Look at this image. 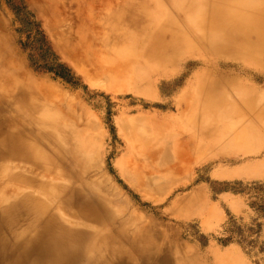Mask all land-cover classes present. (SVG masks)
<instances>
[{"label": "rangeland", "instance_id": "obj_1", "mask_svg": "<svg viewBox=\"0 0 264 264\" xmlns=\"http://www.w3.org/2000/svg\"><path fill=\"white\" fill-rule=\"evenodd\" d=\"M126 1L0 0V96L13 76L24 88L31 83L36 88L29 96L37 107L45 105L83 134L88 170L78 165L82 178L68 171L59 180L102 199L114 218L104 214L108 227H98L116 238L125 232L129 240L111 244L127 249L136 264H264V209L257 208L264 188L231 189L234 182L264 183V120L246 112L236 89L254 88L247 96L264 99V63L241 52H214L187 25L192 47L170 60L122 54L119 36L132 31L119 20ZM159 3L156 8L176 15L172 0ZM175 18L185 24L182 12ZM219 78L238 112L203 111L200 82L203 87ZM16 109V100L0 97V129ZM29 135L35 140L34 132ZM189 138L194 144L187 150ZM40 147L54 155L43 142ZM28 166L0 158V195L6 185L17 186L11 171L35 175ZM24 225L16 230L25 231ZM233 225L237 236L226 242ZM12 233L5 229L9 242ZM133 239L145 240L147 257L132 248Z\"/></svg>", "mask_w": 264, "mask_h": 264}, {"label": "bare ground", "instance_id": "obj_2", "mask_svg": "<svg viewBox=\"0 0 264 264\" xmlns=\"http://www.w3.org/2000/svg\"><path fill=\"white\" fill-rule=\"evenodd\" d=\"M172 2L178 6L176 15L183 13L185 24L176 20L175 14L174 17L169 11L156 8L160 7L159 0H129L120 7L119 20L132 28V31L119 36V41L123 42L122 54L134 52L159 63L170 60L183 49L192 47L194 39L187 35L184 27L187 25L192 31L199 32L201 39L203 37L214 52H241L250 60L264 63V0ZM154 13L160 15L152 17ZM215 72L220 77L219 71ZM219 81L221 79L208 80L202 87L201 80L199 96L206 97L203 111L217 110L224 116L238 112ZM19 83L13 76L1 89V98L16 100L17 114L9 119L7 128L0 129V158L25 163L29 165L28 171L35 175L11 171L10 179L17 186L6 185L2 189L11 192L8 194L6 190L0 195V260H6V264H113L108 260L110 254L118 260L117 264H136L127 249L120 244H111L116 239L129 240L127 234L122 232L116 238L102 229L108 227L104 214L114 218L102 199L97 200L87 185L88 193L83 194L80 189L59 180L68 171L82 178V173H76L78 165H83L80 171L88 170L89 148L84 143L83 134L63 125L45 105L37 107L29 96L30 91H35V86L29 83L24 88ZM238 87L236 89L246 112H256L263 121L264 99L254 100L252 95L247 96V92L253 93L254 88L246 91ZM33 132L35 140L29 135ZM135 136L139 139L138 135ZM193 141L190 138L186 140L187 150ZM42 142L52 148L53 156L40 147ZM57 161L67 170L58 169ZM22 183L33 184L38 190L26 191L21 188ZM56 188H61L62 193H57ZM73 205H76V211L71 209ZM22 224H26V230L18 232L16 229ZM5 229L13 231L12 242L4 234ZM99 241L104 243L99 244ZM142 241L145 240L133 239L131 245L147 257L150 247Z\"/></svg>", "mask_w": 264, "mask_h": 264}, {"label": "trees", "instance_id": "obj_3", "mask_svg": "<svg viewBox=\"0 0 264 264\" xmlns=\"http://www.w3.org/2000/svg\"><path fill=\"white\" fill-rule=\"evenodd\" d=\"M226 184V186L229 184V183H225ZM234 185H233V188H231L234 192H237V193H242V192H245V190H246V188H248V189H253V190H260V189H262V188H264V183H262V184H259V183H257V182H252V183H250L249 185H242V183L241 182H234L233 183ZM226 189H229L228 187H226ZM256 198V197H255ZM258 199V198H257ZM259 201H261V203L262 204H260V205H257L258 207L257 208H260V209H264V202H262V198H260V199H258ZM258 200H254V201H251V204H253V205H255V204H257V201ZM237 232V227H234V225H233V227L231 226V229H230V235L228 236V237H226L225 238V241L227 242V241H230L232 238H233V236L235 237V236H237L236 233Z\"/></svg>", "mask_w": 264, "mask_h": 264}]
</instances>
